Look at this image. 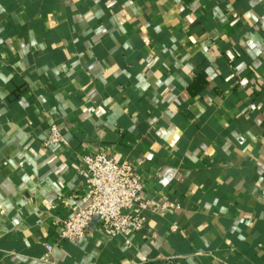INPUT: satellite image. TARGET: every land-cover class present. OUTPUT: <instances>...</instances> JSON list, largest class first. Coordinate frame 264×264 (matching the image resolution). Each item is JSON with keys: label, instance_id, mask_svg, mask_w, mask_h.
<instances>
[{"label": "crops", "instance_id": "obj_1", "mask_svg": "<svg viewBox=\"0 0 264 264\" xmlns=\"http://www.w3.org/2000/svg\"><path fill=\"white\" fill-rule=\"evenodd\" d=\"M103 152L179 208L62 241ZM0 264H264V0H0Z\"/></svg>", "mask_w": 264, "mask_h": 264}, {"label": "built area", "instance_id": "obj_2", "mask_svg": "<svg viewBox=\"0 0 264 264\" xmlns=\"http://www.w3.org/2000/svg\"><path fill=\"white\" fill-rule=\"evenodd\" d=\"M62 132L58 126L52 127L45 145L67 146ZM79 176L87 191L84 207L63 221L62 241L78 243L96 224L112 239L120 238L131 245L128 235L142 233L147 228V211L162 215L166 210L179 208L169 202L159 210L153 208L144 197L145 182L139 170L130 161L119 162L107 152L85 156ZM177 229L176 226L172 228L173 231ZM46 249L50 253L53 248L46 246Z\"/></svg>", "mask_w": 264, "mask_h": 264}]
</instances>
